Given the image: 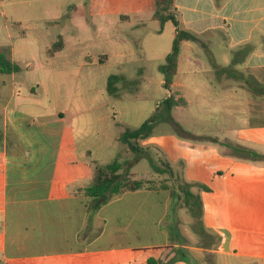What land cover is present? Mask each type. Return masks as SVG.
<instances>
[{
    "label": "crops",
    "instance_id": "crops-1",
    "mask_svg": "<svg viewBox=\"0 0 264 264\" xmlns=\"http://www.w3.org/2000/svg\"><path fill=\"white\" fill-rule=\"evenodd\" d=\"M73 1L64 25L104 33L112 54L103 56L106 63L136 56L130 30L141 32L140 48L165 63L177 27L153 19L156 0ZM174 8L179 29L199 41L182 43L172 87H188L181 75L205 79L202 95L220 108V132L203 136L200 146L173 138L170 150L161 143L170 138L150 136L139 140L138 152L126 144L136 159L93 167L63 155L62 113L38 121L12 107L14 87L0 85V264H264V159L232 151L242 146L264 154V100L243 86L248 75L264 84V0H174ZM166 35L170 45H162ZM63 41L56 54L66 51ZM16 74L3 75L15 86ZM243 111L250 125L241 130ZM151 148L183 178L182 186H172L175 194L143 188L103 203L85 194L96 164L118 161L124 176L137 179L131 169L153 158Z\"/></svg>",
    "mask_w": 264,
    "mask_h": 264
},
{
    "label": "rangeland",
    "instance_id": "rangeland-1",
    "mask_svg": "<svg viewBox=\"0 0 264 264\" xmlns=\"http://www.w3.org/2000/svg\"><path fill=\"white\" fill-rule=\"evenodd\" d=\"M72 3L73 0H0V51L10 45L11 59L24 67L32 66L30 71L16 74L15 86L11 85L9 77L0 74V85L14 87L16 98L12 107L34 117L38 115V121L55 120L63 114L66 120L63 155L71 153L75 161H89L93 167L94 161L136 159L137 154L127 153V145L117 138L127 128H139L152 116H156V120L151 137L170 138L161 142L168 150L173 138L200 146L205 143L203 136L220 132V108L208 105L209 98L202 95L205 79H186L181 75L180 79L188 87L167 89L159 69L164 61L139 47L144 42L139 39L141 32L136 30H130L135 39L131 46L136 56L124 62L111 59L106 63L103 56L112 54L110 45L104 41V33L64 25L67 18L63 14L70 11ZM60 36L66 41V51L49 55L48 50ZM166 41L170 45L167 35L163 36L162 45ZM119 74L125 75L128 81L118 84L117 96H110L109 76ZM172 95L184 97L188 104L176 106L169 112L161 104ZM244 114L243 111L241 130L250 125L246 124ZM151 153L153 158L143 157L132 167L131 173H135L137 179L153 181L154 185L182 186L184 180L180 173L172 175L165 162H160L162 152L151 148ZM63 155L56 180L62 175ZM160 168L164 172L161 173Z\"/></svg>",
    "mask_w": 264,
    "mask_h": 264
},
{
    "label": "trees",
    "instance_id": "trees-1",
    "mask_svg": "<svg viewBox=\"0 0 264 264\" xmlns=\"http://www.w3.org/2000/svg\"><path fill=\"white\" fill-rule=\"evenodd\" d=\"M154 20L160 22L162 27L166 22L171 21L177 27V34L173 41L172 51L166 57L165 63L159 69L164 77V86L169 89L174 83L175 75L178 70L179 55L181 45L184 41H199V39L189 32L179 29V20L176 10L174 8V0H156V10L153 16ZM20 25V24H19ZM64 48V41L62 37L53 44L52 49L48 50L49 55L54 56ZM11 53V46H8L3 51H0V74L20 73L25 70H31L32 66H23L22 64L13 61L9 54ZM123 81L120 75H111L108 79V93L111 96H117V85ZM136 85L139 82L134 81ZM245 86L250 90L253 96L257 98H264V84L260 83L256 78L248 75L244 78ZM184 98H176L174 95L170 96L162 102L169 112L174 107L185 105ZM156 116H152L144 122L139 128H127L120 139L128 145L131 152H138L140 150L139 140L146 139L152 135ZM232 151L236 156L249 160L264 159V154L258 153L255 150L237 146H232ZM122 165L118 161L111 164L99 165L96 164L95 172L91 183L84 189L87 196L95 198L99 203L108 200L111 195L125 193L129 191H137L140 189H167L172 194H175L173 187L167 183L155 184L153 181L133 179L125 177L121 173Z\"/></svg>",
    "mask_w": 264,
    "mask_h": 264
}]
</instances>
